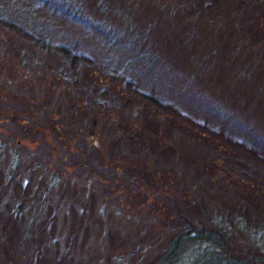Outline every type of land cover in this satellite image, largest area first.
<instances>
[{
  "label": "rangeland",
  "instance_id": "374dc122",
  "mask_svg": "<svg viewBox=\"0 0 264 264\" xmlns=\"http://www.w3.org/2000/svg\"><path fill=\"white\" fill-rule=\"evenodd\" d=\"M2 1L6 18L0 21V84L11 94L5 92L0 100V116L9 111L17 114L0 121V129L1 137L12 146L16 143L13 135L23 140L31 132L18 119L34 112L27 103L40 80L29 77L17 58L16 45L43 58L41 70L60 62L65 71L64 61H72V85L80 68H96L98 73L113 78L124 94L134 97V103L128 102L133 103V109L144 111L149 103L157 120L180 121L193 131H185V151L194 140L200 144L197 132L203 140V151L192 150L191 146L186 153L167 144L169 135L182 140L184 134L172 124L158 127L144 118L142 125L129 123L122 135L111 133L103 123L107 121L104 116L97 118L105 130L101 139H93L94 146L89 149L92 156L115 157L132 141L138 142L139 151L151 150L149 158L156 175H170L158 186L170 193L156 196L136 198L130 185L117 192L93 188L90 182L82 184L76 179L64 184L53 182L48 175L42 177L39 169L31 172L25 164L3 190L0 211L6 216L23 190L34 193L17 223L21 226L34 215L35 222L46 227L45 242L34 251L36 263L59 260L57 264H112L115 254L134 244L143 228H147L145 236L152 230L154 235L163 224L179 223L180 211L195 218H220L236 238H245L246 230H258L259 242L264 245V0H191L192 5L190 0H178L183 5L188 3L176 12L158 9L157 0ZM239 7H243L241 13L235 14ZM255 20H260L259 30L254 29ZM56 84L41 102L47 109L63 113L70 109L72 90L63 82ZM111 84L110 78L103 81L101 92ZM87 87L85 90L92 88ZM83 115L76 125L80 133H87L95 117ZM142 128L157 135L141 133ZM32 134L35 143L27 141L32 157L49 158L53 167L60 169L55 159L63 150H50L41 135ZM59 134L65 135L64 130ZM75 142H81L76 134L68 145ZM210 146L221 158L206 165L202 156ZM11 152L0 150V186L13 170ZM180 159L175 169L179 175L184 172L181 180L195 185L184 193L183 200L196 201L184 207L173 203L177 193L173 186H179V176L173 178L169 169ZM82 171V166L74 170L75 175ZM102 171L104 178L107 175ZM131 171L126 173L135 185L142 170L137 165ZM144 182L152 190L157 185L151 177ZM202 247L196 244L194 249ZM191 250L184 252L180 264H188ZM0 254L4 252L0 250ZM20 254L29 264L30 255Z\"/></svg>",
  "mask_w": 264,
  "mask_h": 264
},
{
  "label": "trees",
  "instance_id": "16d2710c",
  "mask_svg": "<svg viewBox=\"0 0 264 264\" xmlns=\"http://www.w3.org/2000/svg\"><path fill=\"white\" fill-rule=\"evenodd\" d=\"M157 1H159L158 9H164L167 12H176L183 5L179 3L178 0ZM189 2L190 4L192 3L191 0ZM2 3L3 1L0 0V21L6 18L4 15L5 8L2 7ZM187 3H185L183 7H186ZM242 9L243 7L237 8L235 14H240ZM29 10L34 14L33 8L30 7ZM8 18L9 16H7V19ZM223 18L225 19L226 17L224 16ZM258 21L260 22V20H255L256 23L254 29L256 30H259L261 27V23ZM125 25L129 28L127 21H125ZM144 33L145 32H143L142 37H144ZM15 51H17L16 54L18 55V60L27 69L29 77H39L40 80L36 87L38 88L35 91L36 93L33 94V97L28 99L30 103H27L29 106H33L34 112L32 114L25 113V116L18 119L21 123H24V129L31 131L28 132L29 135H26L23 140H21V138H15L16 135H13L12 138L14 143L16 142L14 147L12 146L13 144L11 145L9 143L8 139L1 137L2 130L0 129V150L7 149L12 151L11 153L14 161L12 172L0 186V201L4 192L3 190L10 181L13 180L16 173L24 168L25 164L29 167L31 172L39 169L42 177L48 175L49 180L53 182L63 181L62 183L64 184V181L76 179L82 184H85L86 181H88V183L90 182L91 187L93 188L96 187L105 191L112 190L117 192L121 191L123 187L130 185L129 188L132 189L130 190L132 191L131 194L136 198H140L144 195L156 196V194H163L167 191L170 193L167 189H158V186H161L160 180H165L170 175H162L163 178H161L162 176L156 175V168L154 167V164H152V159L149 158L152 151H139L137 149L138 142L135 143L132 141L129 144V148L123 149L115 157L108 156L107 154L101 155V157L92 156L91 150L89 149L94 146L93 139L96 137L101 139L103 131L105 130L102 129V124L100 125L99 120L97 119L100 116H104L108 121L103 123L108 125L111 133H119L122 135H124L123 132L128 128L129 123L142 125L141 119L144 118L149 122L156 124L158 127L164 124H172L177 131L183 130L184 134L182 140H179L175 134L169 135V138L167 139V144H169V146H175L177 151L186 153L190 152L191 149L188 148L191 146L194 147L192 150L203 151L201 134L197 132V138H199L200 144L195 143L194 140L193 143L190 142L189 145L191 146H188L185 151L183 149L186 137L185 131L191 134L193 132L192 130H189L187 126L180 121L173 122L168 118L157 120L151 110L154 106H151L149 103L145 104V107L143 108L144 111L140 109L136 110V108L133 109L134 102L132 100H134V97L132 98L128 94H124V90L120 87L118 82L115 83V81L112 80L113 78L98 73L96 68H80L81 71L77 74L76 82L72 85L69 82V75L72 76L75 74L72 61H64V67H66L65 71L61 70L59 66L60 62L48 67L47 70H41L39 64H44L43 58L34 56L33 50L26 52L20 45H16ZM26 53L27 55L29 54V56H26ZM107 78H110L112 84L105 87L104 92H101L102 88L99 85H101ZM62 82L71 87L72 101L69 105V112L64 111L63 113H59L58 111L55 112L54 109H47L45 104L41 101L46 96H49L50 91L55 89L53 83H59L61 85ZM90 86H92L91 89L85 90V87L89 88ZM6 88L7 87L4 86V84H0V100L6 94H11L10 90L7 91ZM87 101L89 103L88 105H86ZM128 102L133 103L128 104ZM44 109L47 110L44 111ZM14 113L15 115L17 114L16 112ZM14 113L9 111L8 115L0 116V121H6L7 117ZM83 114H86L87 116L89 115V117H95L92 129L88 130L87 133L83 132L84 134L78 131L76 125V120L78 118L80 119ZM56 118L58 120H56ZM116 118L118 120H116ZM89 125L90 124L87 126ZM172 129L173 131L175 130L174 128ZM61 130H64L65 135L62 136L59 134ZM32 133L41 135L46 144L49 145L50 150L55 152H58L61 149L63 150L60 157L55 159V163H59L61 166L60 169L53 167V163L49 158L45 157L44 159H38L32 157L33 153L27 142L31 141L32 143L36 141L34 138L35 136H33ZM141 133L157 135L154 130H152V134H150L146 132V130L144 131L143 128ZM75 134L81 142H75V144L68 145L70 140L74 139ZM47 136L52 138L55 137L59 140L52 142ZM81 139H83V141ZM156 139L154 138V140ZM190 139L191 137H189V140ZM203 153L204 155L202 153L200 154L203 155L202 157L206 158V165L221 158L217 152H214L213 147L211 146L205 148ZM67 157H70V160L65 162L64 159ZM66 163H68L67 167H65ZM177 164H181V159L179 161H174L169 168L173 178L174 176H179V186H173L175 187L174 190H177L173 203L184 207L188 206L190 203H195L196 200L189 199L186 203L183 200L184 193L186 194L189 190L191 191V187L194 189L195 185L183 183V180L181 179H183L184 172L183 174H178L177 169H175ZM137 165L141 167L142 175L137 184L133 185L131 183H133L134 179L132 178V180L129 181L126 171H131V169ZM77 166H82L83 171L81 173L78 172V175H75L76 173L74 170ZM196 166H198V164ZM100 169H103L105 172H102L107 176L103 178ZM130 173H132V171ZM129 175L131 176V174ZM148 175L150 176L148 177ZM150 177L157 183L156 187L152 186L154 187L153 190L144 182V180H147ZM178 192L180 194H178ZM128 195L129 197L131 196L130 194ZM33 196V192L26 194L23 190L18 195L13 209L10 210L6 216L0 211V250L4 252L3 256L0 254V264H25L26 261L21 256V252L30 255L31 261L29 264H40L39 262L36 263L34 261V251L45 242L43 234L46 227L39 226L35 222L34 215L27 217L21 226L17 223L20 212L23 210L25 204L33 200ZM180 212L182 218L181 221L179 223L174 222L163 224L161 229L158 230V234L156 233L157 235H153L152 230L150 236H145L144 234L146 233L147 228H143V233L138 237L134 244H131L126 250L119 251L115 254L112 264H180L184 252L189 249L192 250L188 264H264V245L259 242L258 237L260 234L258 233V230H254L255 233L254 231L251 232L246 230L244 232V234H246L245 238H236L230 226L220 218L208 215H205L202 218H195L192 215H189L188 212ZM2 220H4V222ZM196 244H203V247L200 249H194ZM58 261L59 260L54 261L52 264H57Z\"/></svg>",
  "mask_w": 264,
  "mask_h": 264
}]
</instances>
